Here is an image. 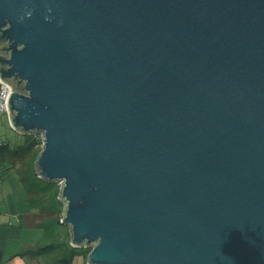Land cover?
<instances>
[{
    "label": "water",
    "instance_id": "obj_1",
    "mask_svg": "<svg viewBox=\"0 0 264 264\" xmlns=\"http://www.w3.org/2000/svg\"><path fill=\"white\" fill-rule=\"evenodd\" d=\"M0 82L86 264H264V0H0Z\"/></svg>",
    "mask_w": 264,
    "mask_h": 264
},
{
    "label": "rangeland",
    "instance_id": "obj_2",
    "mask_svg": "<svg viewBox=\"0 0 264 264\" xmlns=\"http://www.w3.org/2000/svg\"><path fill=\"white\" fill-rule=\"evenodd\" d=\"M0 141L6 145L5 148L0 149V156L3 158L0 162V207L3 209L7 207L5 205L6 197H10L13 202L20 206L26 200V190H32L28 194V198L35 206V221L48 226L45 244L57 246L54 249V254L48 255L47 264H50L49 260L52 256L71 259V264H86L84 261H86L90 248H80L84 254H81L77 249L69 248V230L60 223L64 206L63 202L59 200L60 184L47 183L37 177L34 163L42 149L41 136L19 135L11 129L8 116L2 115L0 117ZM33 141L36 146H34L33 151L28 152L20 164L19 160H16L19 157H16L15 152L21 147L33 143ZM19 165L20 169L17 170ZM7 168L10 169L6 170ZM24 206L27 207L26 202ZM82 255L85 256L84 260Z\"/></svg>",
    "mask_w": 264,
    "mask_h": 264
},
{
    "label": "crops",
    "instance_id": "obj_3",
    "mask_svg": "<svg viewBox=\"0 0 264 264\" xmlns=\"http://www.w3.org/2000/svg\"><path fill=\"white\" fill-rule=\"evenodd\" d=\"M24 203L19 206L6 197L7 207H0V264H47L48 255L54 254V250L39 251L50 245L45 244L48 226L36 223L35 206L27 195ZM57 258L52 256L49 263L55 264Z\"/></svg>",
    "mask_w": 264,
    "mask_h": 264
},
{
    "label": "trees",
    "instance_id": "obj_4",
    "mask_svg": "<svg viewBox=\"0 0 264 264\" xmlns=\"http://www.w3.org/2000/svg\"><path fill=\"white\" fill-rule=\"evenodd\" d=\"M35 143H34V141H33V143L31 142L29 145H27L26 147H21L18 151H16L15 153L17 154V156L16 157H19V158H17L16 160H19V163L21 164L22 163V161H23V159L26 157V155L28 154V152H31V151H33V149H34V146H36V145H34ZM6 147V145H4L1 141H0V149L1 148H5ZM13 155V154H12ZM2 156H0V162H2ZM17 163V162H16ZM14 165V164H13ZM15 166V165H14ZM13 166V167H14ZM12 167V168H13ZM16 167V166H15ZM10 168H7L6 170H9ZM17 170L18 169H20V165H19V167H17L16 168ZM32 187V186H31ZM27 191V196H28V194L30 193V191H32V190H30V189H27L26 190ZM29 199V198H28ZM55 247L57 248V246H54V245H49V246H46V247H44V248H41V249H39V251H43V250H54L55 249ZM69 248H71L72 250H75L76 248H72V247H70L69 246ZM77 250H79L80 252H81V254H84L83 252H82V249H77ZM82 257H83V260H84V258H85V256L84 255H82ZM55 264H71V259H66L65 257H61V258H58L56 261H55Z\"/></svg>",
    "mask_w": 264,
    "mask_h": 264
},
{
    "label": "built area",
    "instance_id": "obj_5",
    "mask_svg": "<svg viewBox=\"0 0 264 264\" xmlns=\"http://www.w3.org/2000/svg\"><path fill=\"white\" fill-rule=\"evenodd\" d=\"M10 92V87L5 83L0 82V117L8 114L6 100Z\"/></svg>",
    "mask_w": 264,
    "mask_h": 264
}]
</instances>
